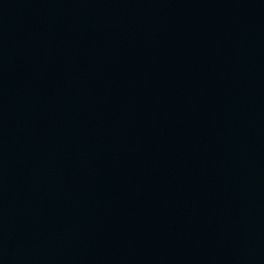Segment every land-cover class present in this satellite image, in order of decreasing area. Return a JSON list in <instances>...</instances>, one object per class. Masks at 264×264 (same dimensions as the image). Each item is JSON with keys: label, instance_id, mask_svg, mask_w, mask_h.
<instances>
[{"label": "water", "instance_id": "95a60500", "mask_svg": "<svg viewBox=\"0 0 264 264\" xmlns=\"http://www.w3.org/2000/svg\"><path fill=\"white\" fill-rule=\"evenodd\" d=\"M0 264H264V0H0Z\"/></svg>", "mask_w": 264, "mask_h": 264}]
</instances>
